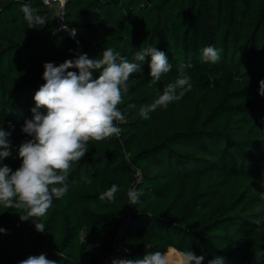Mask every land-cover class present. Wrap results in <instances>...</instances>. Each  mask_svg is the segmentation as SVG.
<instances>
[{"label":"trees","instance_id":"16d2710c","mask_svg":"<svg viewBox=\"0 0 264 264\" xmlns=\"http://www.w3.org/2000/svg\"><path fill=\"white\" fill-rule=\"evenodd\" d=\"M25 4L47 18L43 28H28ZM165 5L169 33L154 22ZM65 18L91 59L112 47L139 63L135 53L153 46L172 67L153 83L146 57L142 71L130 76L118 105L125 116L117 122L120 135L90 140L86 155L71 163L66 194L32 218L45 224L43 233L33 220H20L23 209L0 205L6 230L0 264L40 254L57 264H103L115 244L127 250L126 259L176 250L203 256V264L216 257L223 264H264L257 256H264V220L242 217L241 198L222 203L190 188L196 169L247 180L264 166V0H66ZM55 20L41 0H0V128L11 133V156L0 164L13 171L21 164L19 146L31 139L19 135L17 123L32 119L33 96L45 83L43 65L78 57L69 32ZM206 46L218 50L215 63L201 59ZM182 67L191 89L142 118L140 108L154 103ZM113 184L116 198L101 201ZM130 189L139 194L134 205ZM235 225L250 239L229 237Z\"/></svg>","mask_w":264,"mask_h":264},{"label":"clouds","instance_id":"9594fccd","mask_svg":"<svg viewBox=\"0 0 264 264\" xmlns=\"http://www.w3.org/2000/svg\"><path fill=\"white\" fill-rule=\"evenodd\" d=\"M21 10L28 28L37 29V25L43 28L46 24L47 18L30 5H23ZM75 34L76 30H72L69 35L74 37ZM146 57H150L148 74L152 82H159L172 66L167 54L153 46L140 48L135 53L134 59L139 63L129 62L120 52L107 47L95 59L83 53L58 66L52 62L43 65L45 83L33 96L32 119L26 120L22 127V132L31 139L18 148L20 167L13 171L8 165L0 164V205L5 209H23L26 214L19 215L20 220L28 221L33 217H43L53 199L66 194V173L72 162L86 155L87 143L120 135L117 122L125 119L118 109L123 100L122 90L127 92V81L132 74L142 71ZM201 59L215 63L219 60L218 50L212 46L204 47ZM94 73L99 75L94 77ZM191 87V77L182 67L175 81L165 86L154 103L141 107L139 115L148 119L150 112L167 108L173 101L180 100ZM259 94L264 96V81H260ZM40 109L45 111L42 113ZM10 134L0 128V161L11 156ZM118 191V185L113 184L100 193L99 199L111 202ZM128 198L129 204L134 205L139 194L130 189ZM33 222L37 232L45 231L43 222ZM0 233H6V230L0 228ZM203 259V256L187 252L183 264H203ZM18 264L57 262L48 259L46 254H40L29 256ZM111 264H168V261L161 252H147L142 258L113 259ZM208 264H223V259L216 257Z\"/></svg>","mask_w":264,"mask_h":264},{"label":"rangeland","instance_id":"374dc122","mask_svg":"<svg viewBox=\"0 0 264 264\" xmlns=\"http://www.w3.org/2000/svg\"><path fill=\"white\" fill-rule=\"evenodd\" d=\"M169 5H165L161 10L160 15L154 16V22L164 28L166 33H169L167 23ZM167 36H169L167 34ZM15 106H13V112ZM10 110V108L8 109ZM25 123V122H24ZM22 122H18L17 128L19 129V135H22ZM264 153V151H263ZM193 179H190L191 190H198L205 192L208 196L218 198L222 203H228L230 201L241 198L242 209L239 214L246 220L252 222L254 219L264 220V166H262L260 175L257 178L252 179H230L216 170H197ZM188 173L186 172V175ZM228 233L229 237L239 238L242 240L250 239L249 235L244 236L243 231L237 225H235ZM84 238V234H82ZM174 252L176 250H173ZM177 252V251H176ZM175 252V253H176ZM176 254L165 256L169 264H183L184 254ZM167 254V253H166ZM164 254V255H166ZM258 259L264 261V256L258 254ZM103 264H111V261L105 259Z\"/></svg>","mask_w":264,"mask_h":264},{"label":"built area","instance_id":"2783aa9c","mask_svg":"<svg viewBox=\"0 0 264 264\" xmlns=\"http://www.w3.org/2000/svg\"><path fill=\"white\" fill-rule=\"evenodd\" d=\"M41 2L46 8H49L53 11L56 18L55 20L56 25L59 30H66L67 32H69V34L72 30H75L74 28H71L69 26L65 18L66 0H48L47 3H45V0H41ZM71 38L74 42V49L76 56L83 54L82 44L79 39L77 31L75 36L74 37L71 36ZM126 252L127 250L124 247L115 244L112 254L109 255L106 259H108L111 262L113 259H126L125 256Z\"/></svg>","mask_w":264,"mask_h":264},{"label":"bare ground","instance_id":"6f19581e","mask_svg":"<svg viewBox=\"0 0 264 264\" xmlns=\"http://www.w3.org/2000/svg\"><path fill=\"white\" fill-rule=\"evenodd\" d=\"M175 252L173 250H170L165 256H170V255L176 254L177 252L176 253ZM178 254H180V253H178Z\"/></svg>","mask_w":264,"mask_h":264}]
</instances>
